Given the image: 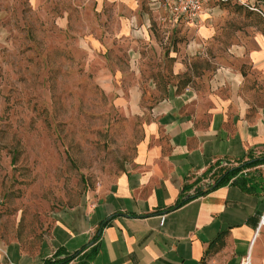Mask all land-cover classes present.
I'll return each mask as SVG.
<instances>
[{
    "label": "crops",
    "instance_id": "1",
    "mask_svg": "<svg viewBox=\"0 0 264 264\" xmlns=\"http://www.w3.org/2000/svg\"><path fill=\"white\" fill-rule=\"evenodd\" d=\"M92 1L88 43L142 137L116 178L52 212L35 247L0 238V264L75 252L107 219L86 264H264V190L229 183L174 208L216 161L264 155V0H211L194 22L164 0Z\"/></svg>",
    "mask_w": 264,
    "mask_h": 264
},
{
    "label": "rangeland",
    "instance_id": "2",
    "mask_svg": "<svg viewBox=\"0 0 264 264\" xmlns=\"http://www.w3.org/2000/svg\"><path fill=\"white\" fill-rule=\"evenodd\" d=\"M94 6L0 0L2 240L35 247L53 211L116 178L136 154L142 124L116 104L109 62L88 43Z\"/></svg>",
    "mask_w": 264,
    "mask_h": 264
},
{
    "label": "trees",
    "instance_id": "3",
    "mask_svg": "<svg viewBox=\"0 0 264 264\" xmlns=\"http://www.w3.org/2000/svg\"><path fill=\"white\" fill-rule=\"evenodd\" d=\"M227 162V164H223ZM264 164V155H258L249 152L246 157L240 159L218 160L204 173L205 176L211 175L213 182L206 188H199L194 194L179 200L175 207L181 206L187 200L204 195L211 190L220 186L234 183L239 185L245 191L258 193L264 190V171L258 169ZM110 221L107 219L101 223L97 230V234L92 241L75 252H67L61 248L52 256L43 261L42 264H86L97 253V246L91 245L98 239L102 228Z\"/></svg>",
    "mask_w": 264,
    "mask_h": 264
},
{
    "label": "built area",
    "instance_id": "4",
    "mask_svg": "<svg viewBox=\"0 0 264 264\" xmlns=\"http://www.w3.org/2000/svg\"><path fill=\"white\" fill-rule=\"evenodd\" d=\"M211 0H164L165 5L169 11V16L173 21L185 20L188 22L196 21L202 13L205 5ZM227 164V162H223ZM264 166V164H263ZM164 216L161 217V223H164ZM264 226V211L259 220L258 230ZM241 264H252L251 258L247 255Z\"/></svg>",
    "mask_w": 264,
    "mask_h": 264
}]
</instances>
